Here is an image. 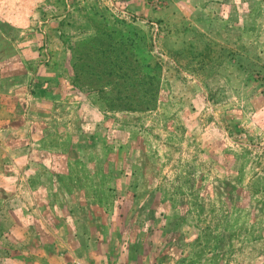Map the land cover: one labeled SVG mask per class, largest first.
<instances>
[{
    "label": "rangeland",
    "instance_id": "374dc122",
    "mask_svg": "<svg viewBox=\"0 0 264 264\" xmlns=\"http://www.w3.org/2000/svg\"><path fill=\"white\" fill-rule=\"evenodd\" d=\"M264 264V0H0V264Z\"/></svg>",
    "mask_w": 264,
    "mask_h": 264
},
{
    "label": "built area",
    "instance_id": "2783aa9c",
    "mask_svg": "<svg viewBox=\"0 0 264 264\" xmlns=\"http://www.w3.org/2000/svg\"><path fill=\"white\" fill-rule=\"evenodd\" d=\"M76 264H82V263L78 261Z\"/></svg>",
    "mask_w": 264,
    "mask_h": 264
}]
</instances>
